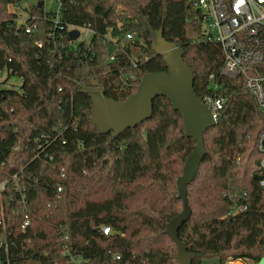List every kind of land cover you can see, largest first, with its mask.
<instances>
[{"label": "trees", "instance_id": "obj_1", "mask_svg": "<svg viewBox=\"0 0 264 264\" xmlns=\"http://www.w3.org/2000/svg\"><path fill=\"white\" fill-rule=\"evenodd\" d=\"M16 3L0 0V264H179L166 227L183 209L177 181L196 144L182 114L158 96L152 116L118 136L91 115V91L125 100L146 73L168 70L149 25L184 49L200 97L214 74L226 98L204 133L207 152L187 188L191 217L178 236L192 264L264 257V110L242 78L221 73L222 49L203 35L189 0H62L54 52L52 12L44 19L31 4L28 32ZM71 26L93 30L90 50L70 45ZM107 34L118 45L113 61ZM12 76L19 87L8 85Z\"/></svg>", "mask_w": 264, "mask_h": 264}, {"label": "water", "instance_id": "obj_2", "mask_svg": "<svg viewBox=\"0 0 264 264\" xmlns=\"http://www.w3.org/2000/svg\"><path fill=\"white\" fill-rule=\"evenodd\" d=\"M42 6V2L38 3ZM152 35V46L165 61L168 70L146 73L136 92L125 100H115L105 95L104 89L91 91V115L93 123L103 133L114 132L118 136L126 129L150 118L153 113V102L158 96L167 97L173 107L180 111L185 128L184 135L195 140V147L188 155L182 175L178 178L179 197L183 201V209L167 223L166 233L178 246L177 260L179 264H192V256L187 243L180 240L178 231L190 219L191 208L188 203L187 188L195 178L199 166L207 152L204 133L217 124L210 107L203 101L194 88V74L185 62L184 49L175 42L164 37L163 29L155 30L148 26ZM80 31L69 32L70 39L79 37ZM97 83V82H96ZM67 190V188H66ZM257 264H264L262 257Z\"/></svg>", "mask_w": 264, "mask_h": 264}, {"label": "built area", "instance_id": "obj_3", "mask_svg": "<svg viewBox=\"0 0 264 264\" xmlns=\"http://www.w3.org/2000/svg\"><path fill=\"white\" fill-rule=\"evenodd\" d=\"M23 3L11 4V10L20 13L18 22L25 20L26 30L30 32L34 15L28 10L31 4L39 7L40 0H22ZM57 11L52 12L51 26L48 37L55 43L51 51H56L57 40L63 37V25L60 24L61 11L63 9L62 0ZM191 6L198 12V21L204 36L220 45L224 62L221 73L229 78H242L245 87L255 96L258 105L264 110V0H189ZM45 10V9H44ZM50 12V11H47ZM45 10L43 18H47ZM85 29L86 36L75 40L70 39V45L77 47L79 42L85 43V48L91 49L90 39L94 32L88 27L71 26L73 29ZM133 38L131 33L125 34V39ZM103 43L114 50L109 49L107 59L113 61L116 58L118 45L115 39L109 34L103 38ZM63 45V42H61ZM82 55L83 53L80 52ZM211 81V92L203 98V101L210 107L212 116L218 118L220 111L224 108L226 98L219 91L221 86L214 81V74L209 76ZM257 149L261 153L260 167L262 179L260 184L264 187V129L257 139ZM5 184L0 183V191ZM59 191L62 187L58 188ZM240 210L246 209L245 205H239ZM0 226H5V220L0 214ZM110 228H104V233H108ZM4 240L0 239V245ZM241 264H250L251 261L239 259ZM237 259H228L226 264H234ZM252 263V262H251ZM253 264V263H252Z\"/></svg>", "mask_w": 264, "mask_h": 264}, {"label": "rangeland", "instance_id": "obj_4", "mask_svg": "<svg viewBox=\"0 0 264 264\" xmlns=\"http://www.w3.org/2000/svg\"><path fill=\"white\" fill-rule=\"evenodd\" d=\"M59 5H60L59 0H44V9L46 11L55 12V11H57ZM24 22H25V20L22 19L20 21V24L24 23ZM80 32H81V36H80L79 40L83 39L86 36L85 29L80 28ZM110 49H111V51H113L114 46L111 45ZM1 74H2V76L7 75L6 72H2ZM13 83H16V85L19 87L21 85L22 81L20 78L12 76L10 78L8 85H12ZM237 260L238 261L234 262V264H241L240 260L239 259H237ZM202 264H220V261H219V258H217V257H211V258L203 259ZM250 264H252V263L250 262ZM253 264H257V263H253Z\"/></svg>", "mask_w": 264, "mask_h": 264}]
</instances>
